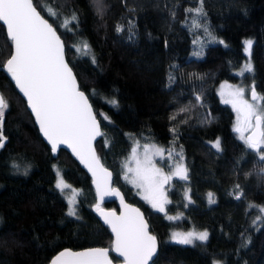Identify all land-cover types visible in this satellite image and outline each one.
<instances>
[{
	"label": "trees",
	"instance_id": "trees-1",
	"mask_svg": "<svg viewBox=\"0 0 264 264\" xmlns=\"http://www.w3.org/2000/svg\"><path fill=\"white\" fill-rule=\"evenodd\" d=\"M33 2L62 37L100 120L101 163L158 239L152 264H264V161L237 137L234 112L217 94L229 80L252 83L264 97V0H203L201 16L187 11L200 0ZM249 37L252 71L239 75ZM10 53L0 22V65ZM0 90L9 105L0 126V264H47L63 248L110 247L89 176L66 151L52 156L2 69ZM134 140L184 159L187 179L173 178L166 189V212L179 219L154 210L123 177ZM58 172L79 189L74 215L56 187ZM174 228L207 230L208 238L173 242Z\"/></svg>",
	"mask_w": 264,
	"mask_h": 264
},
{
	"label": "snow or ice",
	"instance_id": "snow-or-ice-1",
	"mask_svg": "<svg viewBox=\"0 0 264 264\" xmlns=\"http://www.w3.org/2000/svg\"><path fill=\"white\" fill-rule=\"evenodd\" d=\"M187 11L194 12L197 16L205 15L203 0H200L199 7ZM0 22L6 26V40L14 46V54L7 60L6 65L0 67L6 66L7 72L27 97L28 105L35 114L43 135L51 143L52 150L56 151L60 144L69 145L88 166L93 176L97 177V190L101 192V199L103 195L118 194L110 190L101 191L111 173L99 164L92 150V140L101 135L99 126L88 98L78 89L72 69L64 60L63 44L53 27L41 17L33 5V0H0ZM245 43L247 51L251 48L252 41ZM83 47L87 50L88 45L85 43ZM244 70L251 72V65H246ZM251 91L252 100H260L261 104L245 100L242 88L229 92L224 103L231 104L237 112V125L234 130L240 134L239 138L247 148L258 151L259 159L264 161V97L257 96L255 88ZM221 94L224 95L223 92ZM110 103L115 105L117 102L112 100ZM8 106L5 98L0 95V126L3 124L4 110ZM249 130L251 134L245 136L244 133ZM2 141L3 137L0 135V147L3 146ZM215 147L219 149V140ZM132 152L136 167L128 168L133 174L131 182L144 190V199L154 208L165 211L164 205L169 201L164 195L163 185L171 177L164 175L153 164L148 146H145L143 160L137 158L135 147ZM162 152L163 149L156 150L157 154ZM173 174L187 179L186 169L182 165H177ZM125 179H128L127 175ZM56 187L63 190L69 185L61 178ZM209 197L210 202H213L211 193ZM96 207L104 222L115 233L114 251L124 258V264H148L156 253V237L149 234L148 225L139 210L125 206L124 214L117 216L115 212H104L99 204ZM68 214L74 215L75 212L70 208ZM194 238L205 241L208 233L189 232L180 236L178 242L191 244ZM51 264H112V261L109 259L108 249L94 248L80 252L62 251Z\"/></svg>",
	"mask_w": 264,
	"mask_h": 264
},
{
	"label": "rangeland",
	"instance_id": "rangeland-1",
	"mask_svg": "<svg viewBox=\"0 0 264 264\" xmlns=\"http://www.w3.org/2000/svg\"><path fill=\"white\" fill-rule=\"evenodd\" d=\"M206 40V39H205ZM221 42H225L222 38H220ZM248 40H251L250 37L249 38H245L244 39V43ZM203 40H200V42H202ZM247 47L246 43H245V48ZM247 52V56L246 58L244 59V61L241 63V65L235 69V72L238 73L239 75L243 74L244 72H246L244 69H245V66L250 64L251 65V61H250V58H249V49L246 51ZM244 89V99L245 100H248L249 103H256V104H261V101L260 100H257V101H253L251 98H250V93H251V90L254 88L253 84L252 83H249L248 85H245V84H239L237 82H233V81H229V80H223L221 81L218 86H217V94L220 98L221 101L224 102L225 98L228 97V93L231 92V91H235L237 89ZM224 93V95H222L221 93ZM257 93V92H256ZM257 96H260L259 93H257ZM261 97V96H260ZM233 112H234V122H233V129H235L236 125H237V112L236 110L232 107L231 104H228ZM235 131V130H234ZM250 131V130H249ZM249 131H246L244 133V135L246 136V134L249 132ZM237 137L239 138L240 137V134L237 133L235 131ZM240 139V138H239ZM241 140V139H240ZM243 141V140H242ZM138 144V146H137ZM145 146H148V150H149V155L152 159V162L153 164L161 169V171L163 172L164 175L166 176H170L171 179L168 180L167 183H165L163 185V191H164V195L167 197V193H166V189H167V184L173 179V178H180L176 175H174L173 173L175 172L176 170V166L177 165H182L184 169H186V166H185V161L184 159L181 157H178L177 155L175 154H171L169 155V152L164 150L163 149V152L160 153V154H157L156 153V150L157 149H162L159 147V145H156L154 143H150V142H147V141H141V140H134L133 143H132V147L129 151V155H128V158H127V161L124 165V168H123V177L125 178V176L127 175L128 176V179H126V181L131 185L133 186L134 188L137 189L139 195L144 199V190L140 187H138L136 184L132 183L131 182V179H132V173L128 171V168H135L136 167V162L135 160L133 159V152H132V149L135 147L136 148V156L137 158L143 160L144 158V154H145ZM187 172V171H186ZM59 173V172H58ZM62 176L59 174V176L57 175L56 176V184L58 182L59 179H61ZM63 179V178H62ZM64 180V179H63ZM64 182L69 185V187L67 188H64L63 190L59 189L62 194L64 195L65 199H66V202H67V206H68V212H69V209L72 208L73 210L75 209V203H76V199H77V196L79 194V189L74 187V186H71L69 183H67L65 180ZM258 195L260 196L261 199H264V187L261 188L259 191H258ZM145 200V199H144ZM69 201H72V203L70 204ZM146 201V200H145ZM154 210H157L159 211L157 208H154L152 206L151 203H149L148 201H146ZM164 208H165V211H163L162 213H164L166 215V217L169 219V217H173L172 219L170 220H176V219H179L181 217V214L180 213H177V214H173V215H170V214H167L166 212V204L164 205ZM161 212V211H159ZM189 232H194V233H201V232H207V230H201V229H195V228H190V229H187V230H182V229H179V228H174L170 231V234H169V239L170 241H173V242H178L179 240V237L186 234V233H189ZM178 234V235H177ZM200 240L198 239H193V242L192 243H196V242H199ZM191 243V244H192ZM213 264H222V261L219 260V259H216V260H213Z\"/></svg>",
	"mask_w": 264,
	"mask_h": 264
},
{
	"label": "water",
	"instance_id": "water-1",
	"mask_svg": "<svg viewBox=\"0 0 264 264\" xmlns=\"http://www.w3.org/2000/svg\"><path fill=\"white\" fill-rule=\"evenodd\" d=\"M33 5L35 6L34 2H33ZM36 7V6H35ZM37 11L40 13L41 17L45 20L48 21V23L53 27L54 31L56 32L57 36L60 38L62 44H63V54H64V60L65 62L68 64V66L72 69V73H73V76L75 77L76 79V82H77V85H78V89L82 92H84L85 96L88 98V102L89 104L91 105V108H92V111H93V114L94 116L96 117V120H97V123H98V126H99V131L101 133V124H100V120L99 118L97 117L96 113H95V110L93 108V105L88 97V95L86 94V92L80 88L79 86V81H78V78L75 74V71L73 70L72 66L69 64L67 58H66V53H65V45H64V41L62 39V37L60 36L59 32L57 31V29L55 28V26L39 11V9L36 7ZM2 23V22H1ZM3 24V23H2ZM4 26V25H3ZM5 28V32H6V26H4ZM14 54V46L11 45V53L9 54V56L6 58V60L3 62V64L1 65H6V62L8 59L11 58V55ZM0 69L4 70L7 77L10 79V81L13 83L15 89L17 90V92L21 95V97L25 100V104H26V107L27 109L29 110L31 116L33 117V120H34V123L38 129V132L40 134V136L42 137L43 141L46 142L48 144V147L50 148V152L52 154L53 157H57L58 155V152L60 150H64L66 151L78 164L79 166L81 167V169H83L86 174L89 176V178L91 179V185L94 189V192H95V199H96V202H95V215L96 217L99 219V221L104 225L106 226L108 229H109V232L111 234V245L110 247H87V248H83V249H78V250H74V249H70V248H63L61 249L60 251H58L55 255H53L49 262L47 264H51L52 260L62 251H65V250H69V251H72V252H80V251H85V250H88V249H94V248H104V249H108V256H109V259L112 261V264H124V258L122 256L119 255L118 252L114 251V244H115V233L112 232V229H111V226L107 223L104 222V218L103 216L100 214V212L97 210V204L100 205V208L103 209L104 212H115V214L117 216H120L122 214H124V212L126 211V208L125 206H127L128 208H134V209H138L140 214L142 215L144 221L146 222V224L148 225V231H149V234L154 236L153 233L151 232L150 230V224H149V221H148V218L147 216L145 215L144 211L139 207L137 206L136 204L134 203H131L129 201L126 200L123 192L113 184V172L105 167L99 157H98V154H97V150H96V147H95V142L96 140L101 136V135H97L93 140H92V150L94 151L96 157L98 158L99 160V164L107 170V172L111 173V176L110 178L107 180V184L106 185H102V189L101 191H104V190H110L114 193H118V194H108V195H103V199H101V192H98L97 190V183H96V180H97V177H94L92 172L89 171V168L88 166L81 161L80 157L73 151V149L67 145V144H60L57 146V149L56 151H53L52 150V146H51V143L48 141V139L43 135L42 131L40 130V126H39V123L37 122L36 120V117H35V114L32 112V109L31 107L28 105V101H27V97L24 96V94L20 91L19 87L16 85L15 81L12 79V76L10 73L7 72V68L6 66L5 67H0ZM0 95H2L1 93V90H0ZM250 98L252 99V91L250 93ZM251 132L249 131L246 136L250 135ZM123 200V203L121 202ZM109 202H115L116 203V207H107L106 204L109 203ZM158 251H159V243H158V239L156 238V253L155 255L152 257V259H150L148 261V264H152V262L156 259L157 255H158ZM111 255H113L117 260L114 261L111 257Z\"/></svg>",
	"mask_w": 264,
	"mask_h": 264
}]
</instances>
